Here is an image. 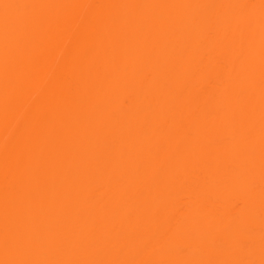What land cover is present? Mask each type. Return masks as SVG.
I'll return each instance as SVG.
<instances>
[{"label":"bare ground","instance_id":"1","mask_svg":"<svg viewBox=\"0 0 264 264\" xmlns=\"http://www.w3.org/2000/svg\"><path fill=\"white\" fill-rule=\"evenodd\" d=\"M0 264H264V0H0Z\"/></svg>","mask_w":264,"mask_h":264}]
</instances>
